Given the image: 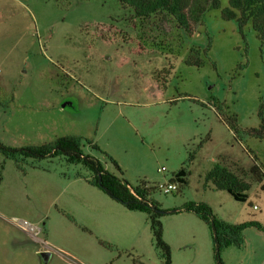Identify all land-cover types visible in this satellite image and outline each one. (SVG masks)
Segmentation results:
<instances>
[{
	"label": "rangeland",
	"instance_id": "rangeland-1",
	"mask_svg": "<svg viewBox=\"0 0 264 264\" xmlns=\"http://www.w3.org/2000/svg\"><path fill=\"white\" fill-rule=\"evenodd\" d=\"M220 1L188 34L165 11L142 19L116 0H0V143L80 135L107 171L153 187L150 197L167 211L160 220L171 264L214 262L208 225L174 211L186 201L207 203L228 223H264V139L240 131L260 123L264 45L250 23L240 33L222 18ZM191 48L201 64L186 62ZM214 162L249 183L245 201L204 185ZM17 164L0 153V264H161L146 213L118 202L134 224L122 225L94 199L113 201L81 164L60 156ZM182 166L187 183L163 193ZM199 226L206 246L193 239ZM243 236L242 247L221 251L222 263L264 264V231Z\"/></svg>",
	"mask_w": 264,
	"mask_h": 264
},
{
	"label": "trees",
	"instance_id": "trees-1",
	"mask_svg": "<svg viewBox=\"0 0 264 264\" xmlns=\"http://www.w3.org/2000/svg\"><path fill=\"white\" fill-rule=\"evenodd\" d=\"M116 1L131 8L134 15L142 19L156 12L165 11L169 13L178 27L188 34L193 32V24L201 22L202 15L206 10L211 8L218 9L221 6L220 0ZM220 14L224 19L235 20L240 33H243L244 26L250 23L261 44L264 45V0H227V6L221 9ZM198 52L199 49L191 48L186 62L196 65L201 64ZM258 109L259 125L246 130H240L239 128V130L246 135L264 139V101L261 102ZM234 117L233 115V123H229L230 126L235 128L237 123ZM81 146L82 137L80 135L69 134L39 145L9 147L0 143V153L6 158L15 160L16 164L28 158L40 160L57 156L62 157L68 163L81 164L91 172V176L87 177V181L91 185L102 190L126 209L146 213L152 233V244L157 255L162 259L161 264H171V252L169 245L163 240V229L160 220L161 216L165 215L167 211L150 197L153 187L143 182L133 187L130 186L127 181L107 171L98 159L84 153ZM92 146L97 148L96 144ZM109 159L119 168L117 162L112 157L109 156ZM249 172L254 177H257V179L260 178V172L255 164L250 168ZM187 174L186 168L182 166L171 175L169 180L179 185L186 184ZM204 180V185L211 183L213 189L225 190L237 201H245L246 199L247 195L245 191L249 188V183L245 182L241 176L231 171L223 163L214 162L212 167L205 173ZM174 211L191 212L208 225L213 241V264H223L221 251L224 248L229 246L240 248L243 246V232L246 228L254 227L259 231H264V223H260L257 220H247L236 224L228 223L217 217L211 207L202 201H186L180 207L174 209ZM104 245L106 246L107 244L104 243ZM137 264L144 263L139 261Z\"/></svg>",
	"mask_w": 264,
	"mask_h": 264
},
{
	"label": "crops",
	"instance_id": "crops-1",
	"mask_svg": "<svg viewBox=\"0 0 264 264\" xmlns=\"http://www.w3.org/2000/svg\"><path fill=\"white\" fill-rule=\"evenodd\" d=\"M64 106V105H63ZM230 163H231V165H235V164H233V162H231V161H229ZM239 169V168H238ZM231 170V169H230ZM231 171H233V170H231ZM243 171H245L244 169H243ZM186 180H187V178H186ZM95 195V197H94V199H96V198H98L99 200H100V202H101V205L105 208V209H108V213H109V211H112L113 209L114 210H116V212L118 213V214H121V217L123 216V218L121 219V218H117V219H119V222L122 224V225H125V226H127L128 224L130 225H134L131 221H129V218L131 219V216H128L127 215V213H125V212H123V206H121L118 202H115V200H113V201H110L109 199H107L106 198V196L104 195V196H102V195H99L98 194V192H96V194H94ZM107 197H109V196H107ZM111 199V198H110ZM96 203V202H95ZM96 204H98V203H96ZM98 206H100V204H98ZM101 206V207H102ZM100 207V208H101ZM122 207V208H121ZM253 209H255L254 207H253ZM100 211H98V213H99ZM102 212V211H101ZM101 212H100V216H101ZM177 214H178V216L177 217H179V216H182V215H185V216H183V217H180L179 219H187V218H189V219H191V221H192V217L193 216H191V215H193L192 213H190L191 215H189V214H187L186 212H177ZM191 217V218H190ZM134 218V217H133ZM132 218V219H133ZM110 220H106V230L108 231V229H109V232H112V230H116V226L114 225L113 227L112 226H110ZM118 229H120V230H125L126 229V227H125V229L123 228V227H120V228H118ZM118 232V231H117ZM202 233H204V230H203V228H201L200 226H199V228L194 232V235H193V239L195 240V241H197V242H199L200 244H202V245H205L206 246V242H207V240H206V238H207V236L206 235H202ZM135 234H134V232H133V236H134ZM181 235H183V233L181 232V230H180V228H176V230H175V236L177 237V236H181ZM210 238H211V235H210ZM203 241V242H202ZM201 258V257H200ZM206 264V263H205Z\"/></svg>",
	"mask_w": 264,
	"mask_h": 264
},
{
	"label": "built area",
	"instance_id": "built-area-1",
	"mask_svg": "<svg viewBox=\"0 0 264 264\" xmlns=\"http://www.w3.org/2000/svg\"><path fill=\"white\" fill-rule=\"evenodd\" d=\"M164 170H165V167L164 166L158 168V171L159 172H163ZM159 187L162 188L163 193H166V194L167 193H170L171 191L177 189V185L174 182H168V183H166L164 185H160ZM20 226L22 228H26V229H29V230H33V226L30 225L29 223H27L24 220L23 221H20Z\"/></svg>",
	"mask_w": 264,
	"mask_h": 264
}]
</instances>
